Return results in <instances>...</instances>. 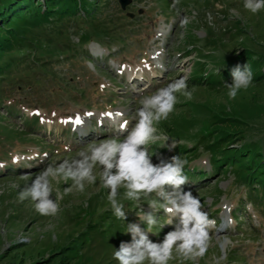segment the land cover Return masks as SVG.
<instances>
[{"label": "rangeland", "instance_id": "rangeland-1", "mask_svg": "<svg viewBox=\"0 0 264 264\" xmlns=\"http://www.w3.org/2000/svg\"><path fill=\"white\" fill-rule=\"evenodd\" d=\"M88 3L79 15L18 28L21 44L0 54V63L10 64L0 76V264H60L65 253L67 264H118L112 254L131 240L127 223L147 230L138 215L150 211V198L123 200L121 188L127 220L117 219L99 169L84 192L66 194L71 180L49 178L60 205L54 217L41 216L18 194L49 164L75 157L90 142L123 138L120 125L134 126L140 98L182 76L192 99L177 93L174 111L157 125L177 146L157 143L149 151L154 164L177 155L188 162L184 189L216 223L202 258L169 264H264V196L255 183L264 180V9L252 14L244 0H179L175 8L173 0H128L124 8L118 0ZM246 64L253 81L229 99L224 84ZM218 149L241 151L243 163L251 151L253 167L236 171ZM155 215L165 225L148 235L160 242L179 218Z\"/></svg>", "mask_w": 264, "mask_h": 264}, {"label": "clouds", "instance_id": "clouds-1", "mask_svg": "<svg viewBox=\"0 0 264 264\" xmlns=\"http://www.w3.org/2000/svg\"><path fill=\"white\" fill-rule=\"evenodd\" d=\"M179 0H173L171 7L175 8ZM244 8L256 14L264 9V0H244ZM188 23L187 18L182 26ZM220 69L214 71L219 73ZM232 82L225 83L227 96L235 99L241 89H247L253 74L248 66H235L231 71ZM177 93L186 99H192V91L188 89L187 76H182L158 88L154 93L142 96L136 109V122L129 130L126 125H120V131L126 133L123 138L113 136L99 141H92L79 150L75 157L62 162L49 164L29 185L18 194L23 202L30 200L34 209L41 216H56L59 203L52 199L50 177L61 178L65 182L72 181L65 188V193L73 190L84 192L86 184L97 182V169L101 187L108 189L107 200L117 219L127 220L125 205L119 199V190L124 189L123 200L139 202L142 198L149 199L150 211L138 215L139 221L147 225L142 229L140 223H127L125 234L131 235L128 242L122 241L118 250L113 252V259L118 264H169V261H197L202 258L209 247L210 229L215 227V220L209 218L198 196L191 191H185L188 177L184 168L188 163L179 155L168 160L161 159L159 163L152 162L149 146L161 143L169 150L175 148L176 142L169 140L157 125L167 120L178 103ZM154 196V198H152ZM162 211L165 216L179 218L174 230L165 234L160 242L149 238L150 230L161 224L155 215ZM169 219L168 224H172ZM156 234V233H153Z\"/></svg>", "mask_w": 264, "mask_h": 264}, {"label": "trees", "instance_id": "trees-1", "mask_svg": "<svg viewBox=\"0 0 264 264\" xmlns=\"http://www.w3.org/2000/svg\"><path fill=\"white\" fill-rule=\"evenodd\" d=\"M11 9L13 10L9 13ZM89 10L90 4L88 0H6L3 6L0 4V54L11 51L21 44L22 36L18 32V28L38 27L50 23V21L56 17L75 16L79 15L80 11L86 12ZM13 23L18 25L14 27L12 25ZM8 64L0 63V76L7 70V67L10 65ZM218 150L214 152L225 153L223 150ZM242 151L245 152L244 150ZM239 152L241 151L233 150L231 154L225 153V156L224 154L218 155H221L220 159H222V162L226 163V165H236V171L242 167H246L245 169L247 170L249 168L251 169L255 158L251 155V151L247 150L248 154L246 155H250V160L244 162L245 164L241 161L242 155H239ZM213 163L216 172L219 171V160L216 161V159H213ZM259 166L257 168H259ZM252 171L246 175V179H254V172ZM263 181L255 182L262 188L261 193L263 194L260 195V197L264 196ZM251 182L254 181H250L249 183L251 184ZM253 193H255L254 197L259 196V192L254 191ZM68 261L69 255L67 253L63 254L60 258V264H67Z\"/></svg>", "mask_w": 264, "mask_h": 264}, {"label": "water", "instance_id": "water-1", "mask_svg": "<svg viewBox=\"0 0 264 264\" xmlns=\"http://www.w3.org/2000/svg\"><path fill=\"white\" fill-rule=\"evenodd\" d=\"M120 5H121V8H124L126 6V4L128 3V0H118Z\"/></svg>", "mask_w": 264, "mask_h": 264}, {"label": "snow or ice", "instance_id": "snow-or-ice-1", "mask_svg": "<svg viewBox=\"0 0 264 264\" xmlns=\"http://www.w3.org/2000/svg\"><path fill=\"white\" fill-rule=\"evenodd\" d=\"M90 115V114H89ZM109 115H111V114H109ZM75 123L77 124V125H82L83 124V121L79 118V117H77L76 119H75Z\"/></svg>", "mask_w": 264, "mask_h": 264}, {"label": "bare ground", "instance_id": "bare-ground-1", "mask_svg": "<svg viewBox=\"0 0 264 264\" xmlns=\"http://www.w3.org/2000/svg\"><path fill=\"white\" fill-rule=\"evenodd\" d=\"M130 77H132V76H130ZM83 136H84V135H83ZM225 228H226V227H225ZM225 228L222 227L220 230L223 232V230H225Z\"/></svg>", "mask_w": 264, "mask_h": 264}]
</instances>
